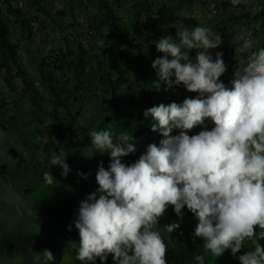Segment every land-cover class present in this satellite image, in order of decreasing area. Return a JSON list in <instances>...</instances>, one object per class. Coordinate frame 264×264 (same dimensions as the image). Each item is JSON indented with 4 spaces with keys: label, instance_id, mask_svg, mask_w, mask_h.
<instances>
[{
    "label": "clouds",
    "instance_id": "9594fccd",
    "mask_svg": "<svg viewBox=\"0 0 264 264\" xmlns=\"http://www.w3.org/2000/svg\"><path fill=\"white\" fill-rule=\"evenodd\" d=\"M48 1L43 3L52 14L66 9L63 4L67 0H55L56 4L63 2L59 8L54 7V0ZM221 3L210 5L205 27L189 30L175 18L174 24L180 22L173 26L180 29L176 34L178 42L172 36L160 37L155 42L164 56L157 57L152 67L159 78L156 87L164 82L165 93L161 104L145 110L144 116L154 118L152 132L159 131L164 137L159 146L148 145L138 161L128 166L121 158L137 151L133 135L123 132L115 136L114 143L109 130L88 132L96 153H110L111 162L108 169L101 162L96 173L97 191L80 203L75 221L79 244L67 243L66 248L76 249V258L81 264H96L97 259L106 262L110 255L115 264H168L167 245L156 229L169 206L181 221L185 206L195 215L199 221L195 237L203 238L202 246L212 256L218 258L230 250L236 257L247 244L249 249L238 257L240 264H264V245L260 243L264 241V48L253 51L254 38L248 33L245 38L241 37L244 42L235 50L248 53L243 67L232 47L224 59L223 52L219 51L213 59L212 51L222 44L217 32L223 10ZM227 3L242 6L239 0ZM127 4L122 1L117 9L125 23H130L131 4ZM162 4L171 5V2ZM162 4L155 3V6L159 8ZM34 9L32 5L24 6L27 11ZM263 12L261 8L250 17L259 20L255 17H263L260 15ZM59 25L64 26L60 21ZM157 26L162 28L165 24H159L154 17H143L139 25L132 23L135 40L126 46H134L136 52L137 46L133 45H137L136 40L151 35L153 29L160 31ZM182 27L185 28L181 30ZM143 43L149 61L156 54H151V47ZM191 50H197L195 60L190 59ZM224 74L223 83L220 78ZM181 85L187 92L199 94L198 98H186L182 105L172 103L180 99L171 96ZM95 102L91 97L86 107ZM79 109L84 112L81 105ZM206 121L214 125L211 130H207ZM201 126L205 130L189 135ZM174 130H179V134L172 135ZM49 163L63 169L61 175L68 176L70 169L63 151ZM44 180L53 185L55 179L46 171ZM164 229L172 234L180 229V223L173 222ZM43 255L48 261L54 260L50 251ZM194 259L198 264H205L203 255H196Z\"/></svg>",
    "mask_w": 264,
    "mask_h": 264
},
{
    "label": "trees",
    "instance_id": "16d2710c",
    "mask_svg": "<svg viewBox=\"0 0 264 264\" xmlns=\"http://www.w3.org/2000/svg\"><path fill=\"white\" fill-rule=\"evenodd\" d=\"M43 1L0 0V74L9 91L8 96L14 98V94L20 95V99L26 101L22 107L14 99L10 102L0 97V125L4 130L20 124L33 128L31 139L22 138L23 143L29 146L31 159L21 168L22 174L19 170L15 177L22 180L27 187L28 182L31 183L33 171L34 175L40 174L39 165L31 161L37 162L41 144L44 145L42 151L46 155L63 151L72 160L77 150L70 147H73L79 137L78 123L81 119V112L74 105L79 104L82 108L91 97L98 99L101 106L89 120L94 124V130L111 131L114 143L117 142L115 136L123 132L134 136L137 151L121 158L122 163L131 166L146 152L148 145L154 143L159 146L164 139L159 131L154 133L151 130V125L155 123L154 118L144 116L145 110L161 104L160 99H164L166 84L159 82V87H156L159 78L148 61L143 42L151 47V54L161 53L155 45L160 37L172 36L178 42L176 34L180 29L170 24L175 18L180 19L181 24L189 30L195 26L205 27L195 17L183 15L186 8L199 4L202 0H170L171 5L162 4L159 8H156L154 0H79L77 6H71L70 12L63 8L61 11L56 10L54 14ZM122 1L131 4L130 23H125L119 15L117 7L122 5ZM22 4L32 5L35 9L24 10ZM221 6L222 17L217 32L222 38V44L216 52H223L224 59L230 51L236 26L246 25L252 19L249 14H235L239 12L240 6L227 2L221 3ZM231 9L233 11L229 14ZM260 15H264V12ZM55 16L64 20V26L59 25ZM78 16H81L83 22L78 20ZM143 17H154L156 22L165 24L170 30L164 32L153 29L151 35H146L142 40L137 39V45L133 44L137 46L134 53V46H126L127 43L132 45L131 40H135L131 24H141ZM255 18L259 19L261 16ZM49 22L63 28V33L67 34L59 36L63 45L48 50L42 48L38 53L28 54L26 43L40 37V32L46 30ZM43 34L47 39L50 37L47 33ZM196 52L197 50L189 52L190 59L195 60ZM198 96L199 94L192 99ZM180 101L181 99H174L172 103L182 105L183 102ZM205 126L207 130L214 127L211 121H206ZM205 126L193 129L189 135H198L205 130ZM45 133H48L46 142L43 141ZM178 134L179 130L172 133L174 136ZM110 162V153H104L103 165L106 167ZM31 165L36 169H32ZM24 168L27 171L26 177ZM61 185L69 188L57 197L56 203L41 202L38 199L40 194L52 191L46 187L45 181L42 182L38 186L39 195L32 208L53 216L68 238L78 245L79 232L75 228V221L80 203L96 192L99 186L87 180L76 183L71 179ZM51 186L57 188L55 183ZM182 213L181 221L174 208L169 206L165 216L159 221V224L165 220L187 224L169 236L160 233L167 245L168 264H198L194 259L196 255H203L205 264H240L238 257L246 253L249 245L246 244L245 249L236 257L229 250L216 258L203 248V238L195 237V228L199 223L195 215L186 206ZM260 243L264 245V241ZM45 251L53 254V261L46 260L43 255ZM3 254L33 255L42 264H59L61 259L57 242L37 232L0 237V255ZM76 257L75 249L73 264H81ZM96 264H115V261L110 255L106 262L97 259Z\"/></svg>",
    "mask_w": 264,
    "mask_h": 264
},
{
    "label": "rangeland",
    "instance_id": "374dc122",
    "mask_svg": "<svg viewBox=\"0 0 264 264\" xmlns=\"http://www.w3.org/2000/svg\"><path fill=\"white\" fill-rule=\"evenodd\" d=\"M63 2H57L56 8H59ZM68 6H65V8ZM60 21V24H64V20L56 18ZM80 21L82 18L79 17ZM177 20L172 21V27L178 26V22L174 24ZM83 22V21H82ZM158 29L163 30L164 32L170 30V27L157 26ZM52 29H54L52 31ZM182 30V28H181ZM46 31V32H45ZM61 28H58L54 24H49L46 26V30L43 33H47L50 37L45 38L44 34L40 32V37L37 39H33L30 43H26L27 53H36V51L44 48L48 50V48H54L61 46V40H59V36L63 35ZM149 34V31H148ZM42 37V38H41ZM58 38V39H57ZM40 39V40H39ZM53 39V41H52ZM58 40L60 44L58 45L55 41ZM50 41L52 44H50ZM42 42V43H41ZM36 43V44H35ZM55 44V45H54ZM44 47H41V46ZM57 45V46H56ZM32 46V47H31ZM128 45L127 47H129ZM35 47V48H34ZM149 46L147 47V51H149ZM135 53V50L132 49ZM163 54L152 55L149 58V63H153V61L157 57H163ZM169 59L171 57L169 56ZM8 89L5 87V82L3 80L2 74H0V97L6 99V101L12 102L17 101L23 107L25 104V100L20 99V95H13V97H9ZM171 97L180 98V103L184 102L186 98H193L197 95V93H190L181 85L179 86L178 92H172ZM75 107H80L79 104L75 103ZM84 107V112L82 110V118L78 123L79 127V137L76 142L73 144L72 149H76V153L72 156V160L64 155L66 159V163L69 165V174L67 177L61 175L63 169L57 166H51L49 161L54 155H46L42 149L44 145L41 144V149H39V157L37 162H32L36 165H39L41 168V172L39 175L33 171L31 183L28 182V186L26 187L25 183L22 180H19L15 177L16 173L21 170L22 167H25V162L29 163L31 159V152L29 151V146L23 143L22 138L27 137L31 139L33 132V128L27 126L26 124H20L14 126L8 130H4L0 125V237L10 236L17 233H25V232H37L43 235H46L49 238L54 239L59 245L61 259L59 264H73V255L74 248H66L67 243L71 241L67 234L62 229L61 225L56 221V219L46 213H40L38 211L33 210L32 205L36 200L38 186L44 182V173L49 171L52 173L54 177V183L57 188H53L51 185L46 183V187L50 188L52 191H44L40 194L38 199L41 202H53L56 203L57 197H60L64 194L63 191L68 190V186H62L61 183L66 182L71 179L74 182H79L81 180H87L92 184L98 185L96 181V173L98 171V167L101 162L103 163L104 154L96 153V150L91 146L92 141L88 135L89 131L94 130V124L90 123L89 120L95 115L97 111L101 109L99 101L93 104L91 103L88 107L86 105ZM25 110V109H24ZM86 118H89L86 120ZM22 123V122H20ZM82 128V129H80ZM31 135V136H30ZM45 140L48 139V133H45ZM108 164L105 169L109 168ZM32 169H36L34 165H31ZM81 173L83 175H81ZM22 174V170L20 171ZM27 171L24 168V175L26 177ZM85 177H87L85 179ZM63 187V188H60ZM29 191V192H28ZM32 194V195H31ZM174 221L165 220L163 223L159 224L157 229L160 233L169 236L164 228L167 225H170ZM176 223H180V228L186 226L187 224L181 221H177ZM0 264H42L38 257L33 255H16V254H3L0 255Z\"/></svg>",
    "mask_w": 264,
    "mask_h": 264
},
{
    "label": "crops",
    "instance_id": "0c3cea01",
    "mask_svg": "<svg viewBox=\"0 0 264 264\" xmlns=\"http://www.w3.org/2000/svg\"><path fill=\"white\" fill-rule=\"evenodd\" d=\"M167 1L168 0H154V2L157 4L167 3ZM48 2H51V0H49ZM214 2H217V3L232 2V0H202L199 4L193 5L190 8H187L185 11V15L195 17L202 23H207L210 17L209 8H210V5ZM54 3L56 4L55 0H54ZM129 4L130 3H128L127 6H129ZM238 4L242 5L241 8L239 9V14L240 12L243 14H250L251 17H253L256 13H258L261 8H264V0H239ZM64 5L68 6V8L66 7V11L70 12L71 6L73 5L77 6L78 2L75 3V1L74 2L66 1L65 4H63V6ZM125 20H128V18L125 17ZM179 25L181 26V24ZM184 28L185 27H182V29ZM248 33L251 34L254 38L253 49H252L253 51H257L260 48H264V16L261 17L259 20H251L246 25L238 24L236 27V33H235V36L232 42L231 51L236 57L241 59V62H240L241 67L244 66L248 53H240V52H236L235 50L239 48L240 46H242L244 40L241 37L245 38V36ZM216 51L217 49L212 51V56L213 54H215ZM232 77L233 78L231 80L234 79V76ZM224 78H225V74L220 78L223 83L225 80ZM225 86L227 87L228 85H225ZM229 87H231V85Z\"/></svg>",
    "mask_w": 264,
    "mask_h": 264
},
{
    "label": "bare ground",
    "instance_id": "6f19581e",
    "mask_svg": "<svg viewBox=\"0 0 264 264\" xmlns=\"http://www.w3.org/2000/svg\"><path fill=\"white\" fill-rule=\"evenodd\" d=\"M48 10H49V9H48ZM60 11H61V9H60ZM48 13H49V12H48ZM39 14H40V13H39ZM39 14H38V15H39ZM32 16H33V15H32ZM43 17H44V16H43ZM47 17H48V16H47ZM35 19H36V18H35ZM40 23H41V22H40ZM40 23H39V24H40ZM39 27H40V26H39ZM34 28H35V26H34ZM37 29H38V28H37ZM38 31H39V30H38ZM45 32H46V31H45ZM62 33H63V32H62ZM66 35H67V34H66ZM64 36H65V35H64ZM41 38H42V37H41ZM31 39H32V37H31ZM57 39H58V38H57ZM39 40H40V39H39ZM41 43H42V42H41ZM63 43H64V42H63ZM35 44H36V43H35ZM54 45H55V44H54ZM22 46H23V45H22ZM25 46H26V45H25ZM42 46H43V45H42ZM42 46H41V47H42ZM31 47H32V46H31ZM34 48H35V47H34ZM37 51H38V50H37ZM39 52H40V51H39Z\"/></svg>",
    "mask_w": 264,
    "mask_h": 264
},
{
    "label": "built area",
    "instance_id": "2783aa9c",
    "mask_svg": "<svg viewBox=\"0 0 264 264\" xmlns=\"http://www.w3.org/2000/svg\"><path fill=\"white\" fill-rule=\"evenodd\" d=\"M212 12H213V13H216V10L212 9ZM246 38H250V37H246Z\"/></svg>",
    "mask_w": 264,
    "mask_h": 264
}]
</instances>
